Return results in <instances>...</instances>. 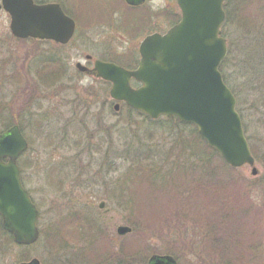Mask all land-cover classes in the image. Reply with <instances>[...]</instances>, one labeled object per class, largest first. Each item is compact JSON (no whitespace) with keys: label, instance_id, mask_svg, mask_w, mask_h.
<instances>
[{"label":"rangeland","instance_id":"obj_1","mask_svg":"<svg viewBox=\"0 0 264 264\" xmlns=\"http://www.w3.org/2000/svg\"><path fill=\"white\" fill-rule=\"evenodd\" d=\"M68 1L75 8L81 30L67 47L50 41L22 42L11 34L9 16L4 12L0 14V103L4 105L0 130L5 123L14 121L23 127L30 143L29 151L20 160L21 168H25L27 173V189L40 211V229H51L57 238L50 249L42 237L33 246L21 247L10 243V237L0 231V264H20L23 260L28 262L32 259L39 260L41 264H59L62 254L58 255V249H69L75 255L81 243V234L73 231L74 220H78V216L79 219L93 218L97 221L111 245L110 252L126 246L134 256V244L143 239L142 235L147 237L145 247L140 250L141 256L135 257L136 264H144L145 259L147 263L153 255L171 256L178 264L226 262L225 253L216 251L211 245L214 242L211 239L216 235L213 232L207 235L198 218L199 215L205 218L212 212H220L210 208L212 201L215 207L222 208L215 194L207 195L209 205H199L198 211L196 208L191 213L192 217L198 215V223L186 224L182 237L170 235V227L166 223L157 225L153 232L145 226L134 232L127 224L128 213L119 204L121 195H117L122 187L119 179L128 177L130 173L127 172L128 159L150 154L161 160L171 155V160L189 169L182 178L177 174L174 182H179L180 178L185 183L207 182L205 189L208 190L218 187L222 180L230 183L229 194L239 216L232 222L227 220L226 224H232L229 226L230 233H233L231 238L242 250L239 264H264V195L260 197L262 192L256 183L264 175V81L258 82L257 79L261 75L258 70H264V53L260 51L262 42L258 34H246L234 23H226L223 28L229 46V56L223 66L246 115V135L255 149L259 173L253 176L251 167L246 165L237 169L233 176L221 171V179L212 181L203 175L202 169L195 172L191 161L185 163L189 155L174 144L176 135H171L169 129L130 112L123 105L116 110L117 104L110 97L109 86L77 70V63H86V50L103 55V50L85 45L87 36L94 41L100 40L116 52L137 49L138 43L131 40L129 32L121 34L124 40L116 36L109 38L107 31L95 21L88 23L87 8L90 5L86 0ZM149 4L151 11L164 7L163 0ZM257 4L251 6L257 7ZM233 7L234 2H231L230 9ZM123 11H126L123 19L126 17L131 22L128 10L123 8ZM156 24L157 29H162V23ZM122 56L112 55L111 58L121 59ZM55 66L61 67L62 72L57 71L54 77L50 72ZM56 77L57 82L54 81ZM31 95L37 98V103L31 104L35 99H28ZM187 135V131L181 133L182 137ZM194 147L192 145L191 148ZM233 194H237L238 200ZM102 202L105 207L100 209ZM162 218L160 213L158 219ZM120 226L130 227L133 232L120 236L117 233ZM169 248L175 253L161 254Z\"/></svg>","mask_w":264,"mask_h":264},{"label":"water","instance_id":"obj_2","mask_svg":"<svg viewBox=\"0 0 264 264\" xmlns=\"http://www.w3.org/2000/svg\"><path fill=\"white\" fill-rule=\"evenodd\" d=\"M144 0H126L136 6ZM226 0H178L181 21L165 35L153 34L140 44L141 61L134 71L96 62L95 74L112 84L111 97L125 102L150 119L177 118L197 127L200 136L232 168L251 167L255 159L237 110L238 101L220 70L228 55L222 37ZM11 16V32L19 39H44L67 44L76 24L57 4L35 5L33 0H3L0 11ZM78 68L88 71L81 65ZM142 84L134 89L132 80ZM116 110L119 105H116ZM28 142L18 126L0 135V215L4 228L20 245L40 238L39 211L21 183L18 159ZM8 159L5 163L4 160ZM105 207L104 203L100 208ZM120 226V236L131 233ZM22 264H40L33 259ZM149 264H177L171 256H153Z\"/></svg>","mask_w":264,"mask_h":264},{"label":"trees","instance_id":"obj_3","mask_svg":"<svg viewBox=\"0 0 264 264\" xmlns=\"http://www.w3.org/2000/svg\"><path fill=\"white\" fill-rule=\"evenodd\" d=\"M231 2H234L232 10L230 9ZM256 3H259V5L257 4V7L251 6ZM225 9L227 11L226 23L236 24L246 34L256 32L262 42L260 51L263 50L264 53V0H228ZM50 65L51 63L49 64V67ZM57 71L60 73V68H56L55 66L50 73H53L54 76ZM258 71L261 74L257 78L258 82L264 81V70ZM221 72L224 75L225 82L231 88V85L226 77L224 66L221 67ZM52 79H49L48 81ZM54 81H58L57 77ZM233 92L238 99V95L234 89ZM240 105L241 103L238 99V111L243 120L244 129L247 134L248 126L245 123L246 115L241 110ZM123 106L130 112L152 121L143 114L131 110L126 105ZM3 109L4 105L0 103V116ZM153 122L155 125L157 124V126L169 129L171 135H176L174 144L182 147V150L184 149L186 155H189L188 159L186 158L184 161L186 164L191 161L195 172L202 169L204 172L203 175L206 174L208 177L213 179L212 181L221 179V171H224L225 174L232 176L234 173H237V169L231 168L216 151L208 146L207 142L199 135L198 129L195 126L182 123L176 118H161ZM13 126H19L22 132L25 133L23 127L18 122L14 121L5 123L3 130H0V134L5 133ZM185 131L188 132V135L187 137H182L181 133ZM189 141L193 142V144H189ZM192 145L195 146L193 149L191 148ZM250 148L253 156H256L255 149L252 145H250ZM142 157L143 156H137L128 159L127 172L130 173L128 177L126 176L127 178L123 177L119 179V181H122V187L119 190V194L116 192L117 195H121L119 196V204L122 206L123 210L128 213L127 224L134 230V232L141 226H145V228L148 227L150 231L153 232L157 225L160 224L162 226L163 223H166L170 227V235L173 236L174 234H178L179 237H182L185 232L184 229L186 228V224L192 222H195V224L198 223V215H196V217H192L191 213H194L196 208L198 211L199 205H209V202H207L209 197L207 195L215 194L217 200L221 203L222 208L219 209L220 207H215L212 201L210 204L211 210L216 209L220 212H212L211 216L205 215V218L204 216L199 215L198 218L201 220V222H199L202 224L200 227H205L207 235H210L212 232L216 235L213 239H211L214 240L211 245H214L216 251L225 253L226 262L222 264H239V258L243 255L241 254L242 250L239 249L240 247L235 246V242L231 238L233 237V233H230L229 226L232 224H226L227 220L232 222L239 216L236 215L237 213L235 211L237 210L233 205V198L229 194L230 183L226 180H222L218 182V187H212V189L208 190L205 189L207 182H181V178L188 174L189 169H185V165H180L179 163L174 162L175 160L173 159L172 161L171 155L162 160L158 159L157 155L152 154L147 157L145 155L143 159ZM193 162H196L195 164H198L199 166L195 165ZM177 174L182 177L179 182L176 181V183L174 181L176 180ZM256 183L260 187L262 192L260 197H262L264 195V175ZM133 187L134 190L131 189ZM239 189L242 191L241 188ZM242 193L243 191L240 195H242ZM234 195H236L235 200H238L237 194H233V196ZM159 209L162 211H158ZM176 209L178 210L174 211ZM167 210L168 213H166ZM154 212L157 213L154 214ZM228 212L231 215H228ZM160 213H162V219H158ZM77 218L78 220H74L75 223L73 224V231L78 235L81 234L79 240L81 243L77 249L79 251H76L75 255H72L69 249H65L63 251L58 249L60 251L58 252V255L62 254L59 256V264H76L75 261L78 264H136L138 262L135 261V257L138 256L137 258H139L141 256L140 250L145 247L143 245H145V240L148 239L147 237L144 238V235H142L141 238L143 239L138 240L134 244L136 246L132 249L134 256L130 249L126 246H122L120 250L112 249V252H110L109 249L111 248V245L97 221L93 218L83 219L80 217L79 219V216ZM163 219L165 221H161ZM159 230L161 229L159 228ZM0 231L3 233L1 222ZM41 235L43 241L47 245V248L50 249L52 244L55 245L57 238L53 235V231L51 229L46 231L41 230ZM13 241V238L10 237V243H14ZM140 242L142 243V246ZM177 244L178 243H176V245ZM164 252L161 254L175 253L174 250L170 248ZM71 256L72 259L70 261ZM144 264H148V262L146 263V259Z\"/></svg>","mask_w":264,"mask_h":264},{"label":"flooded vegetation","instance_id":"obj_4","mask_svg":"<svg viewBox=\"0 0 264 264\" xmlns=\"http://www.w3.org/2000/svg\"><path fill=\"white\" fill-rule=\"evenodd\" d=\"M2 1L3 0H0V4H2ZM33 2L35 5H41V6L48 4H57L62 8V10L66 13L68 17L74 20L76 24V30L73 38L70 40V42L67 45L58 44L61 47H67L68 45H70L74 40V38L76 37L77 33L81 30L80 22L77 20L78 16L75 13L74 10L75 8L70 3L71 1L69 2L68 0H33ZM153 2L154 0H144L143 3L136 6H132L129 5L126 2V0H86V3L90 5V7L87 8L88 23H92V21L93 23L96 22L99 27L104 28L107 31L106 35H108L109 38L110 36L112 37L116 36L117 39L119 38L121 40H124V37H122L123 35L121 34L123 32L125 33L129 32V37L131 38V40L137 41L138 46L137 49L134 50L128 49L127 51L122 50L116 52L114 48H110L109 45L105 43L102 44L100 40L94 41V39L87 36L88 41L85 43V45L86 46L88 45L93 49L96 48L103 50L102 52L103 55L98 56L92 53L90 50H86L87 53H85L84 56L86 63L85 64L82 63V65L86 67V69H88L89 72L85 71V73H82L79 71V69L77 70L82 74L91 75L93 78L97 80H101L96 77V74L94 72L96 62L98 61L104 63H114L130 71L136 70L139 66L141 59L139 47L142 40L145 39L147 36L155 33H160L164 35L167 31H169V29H171L175 24H177L182 17V12L178 6L177 0H163L164 7L162 9L159 8L157 11H151L149 9L150 8L149 3H153ZM123 8L128 10L130 14L131 22L127 21L126 17H124L123 19V15L126 13V11L124 13ZM2 12L6 13L9 16V14L6 11L3 10L0 12V14ZM9 18L11 21L10 16ZM157 22L162 23L163 25L162 29L160 28L157 29L155 27V25H157L156 24ZM135 29L138 32L137 31L135 32L134 31ZM18 40L22 42L33 41L35 43L46 42V40H36V39H18ZM90 47L89 49H91ZM121 54L124 56V58L123 56L121 57V59L111 58L112 55L119 57ZM77 64L75 65V67H77ZM38 70L40 69L38 68ZM60 72H62L61 67H60ZM101 81H103V83L111 87L110 83H107L104 80ZM131 83L134 88H138L141 86V84L137 83L135 80H132ZM28 87L29 85L25 88ZM32 97L33 96L31 95V97H28V99H31ZM33 98L35 99L31 102V104L37 103V98L36 97ZM119 105L121 107L123 103H120ZM24 156L25 154L22 155L19 160L24 158ZM5 162H7V160H5ZM19 168H20L22 184L27 189L26 170L25 168L24 169L21 168L20 163H19ZM29 194L33 200L30 191ZM0 222L2 224L1 218H0Z\"/></svg>","mask_w":264,"mask_h":264}]
</instances>
